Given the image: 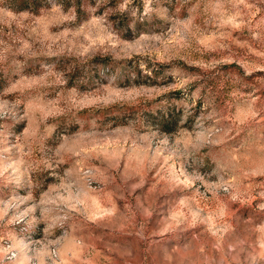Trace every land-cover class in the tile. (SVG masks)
Instances as JSON below:
<instances>
[{
  "label": "rangeland",
  "instance_id": "rangeland-1",
  "mask_svg": "<svg viewBox=\"0 0 264 264\" xmlns=\"http://www.w3.org/2000/svg\"><path fill=\"white\" fill-rule=\"evenodd\" d=\"M35 6L0 0V264H264V0Z\"/></svg>",
  "mask_w": 264,
  "mask_h": 264
},
{
  "label": "trees",
  "instance_id": "trees-1",
  "mask_svg": "<svg viewBox=\"0 0 264 264\" xmlns=\"http://www.w3.org/2000/svg\"><path fill=\"white\" fill-rule=\"evenodd\" d=\"M10 2V6L17 9V10H25L29 9L31 6H35L36 0H8ZM36 7V6H35ZM162 68L157 69L154 72V75H158L159 72H161ZM155 76V78H156ZM154 82V80H153ZM162 125V130L167 133H171L175 130L176 121L171 116L162 117L160 121Z\"/></svg>",
  "mask_w": 264,
  "mask_h": 264
}]
</instances>
